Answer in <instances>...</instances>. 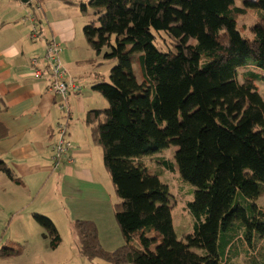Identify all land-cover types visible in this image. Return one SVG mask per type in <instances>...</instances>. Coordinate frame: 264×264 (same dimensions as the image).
<instances>
[{"label":"trees","instance_id":"obj_1","mask_svg":"<svg viewBox=\"0 0 264 264\" xmlns=\"http://www.w3.org/2000/svg\"><path fill=\"white\" fill-rule=\"evenodd\" d=\"M235 2L88 0V6L81 5L83 15L93 10L94 19L83 27L88 46L116 63L109 81L92 87L107 107L88 111L85 124L118 196L114 218L125 242L107 251L96 225L76 219L72 229L85 259L229 264L245 253L252 264L264 261L258 247L264 212L256 206L264 189V100L256 75L239 79L241 67L264 73V0H245L239 7ZM249 10L257 18L248 28L250 37L242 36L248 30L237 24ZM5 135L0 126V139ZM171 148L176 151L170 160L161 158L163 167L171 171L175 165L195 190L187 204L195 219L187 243L174 232L171 196L143 163ZM0 172L17 181L2 161ZM33 219L48 248L56 249L61 237L54 223L40 214ZM132 239L140 249L130 245ZM16 244L6 243L0 259L18 257L22 249Z\"/></svg>","mask_w":264,"mask_h":264},{"label":"crops","instance_id":"obj_2","mask_svg":"<svg viewBox=\"0 0 264 264\" xmlns=\"http://www.w3.org/2000/svg\"><path fill=\"white\" fill-rule=\"evenodd\" d=\"M16 1L0 0V126L6 131L5 137L0 139V161L17 178V181H13L0 172V218L12 217V222L7 221L0 225V229L4 227L5 234H9L8 238L15 240L19 238L18 227L23 232V238L31 240L34 237V241L41 239V249L50 251L42 237L43 232H37L34 228L33 215H44L56 226L55 218L59 219L61 212L65 216L73 210L79 215L69 216L68 219L65 216L70 228L75 219L88 220L86 218L90 216L88 221L96 225L101 246L107 251L117 249L124 245L121 231L119 233L114 228V236L103 234L100 223L106 218L110 221L112 211L114 215V206L117 204L113 197L114 188L110 186L102 166V150L93 143L90 128L85 124L88 111L103 110L92 109L94 107L86 104L87 96L94 104L97 101L98 96L94 94L97 92L92 87L98 82L92 81L89 86L88 79L82 75L81 67L68 59L66 54L62 59L61 51L59 59L69 69L68 78L75 79L81 88V92L68 99L69 114L66 116L59 109L58 99L48 91L46 75L42 79H36L30 65L32 59H38V55L45 51L44 41L47 44L53 39L61 45L70 40L71 30L74 29L73 18L66 12L62 19L54 20L45 11L37 14L34 10L37 5L42 7L43 0H21L30 11L34 10L39 24V36L29 42L27 38L30 24L22 21L17 11L8 8L13 4L21 8ZM61 5L60 10L69 9L66 5ZM41 18L48 25L43 24ZM88 61L90 62L86 60ZM92 62V66L100 63L96 60ZM58 124L66 125L64 139L71 143L72 162L61 158L53 165L49 156L51 145L58 139ZM41 192L47 193L45 199L52 195L53 198L65 201L90 202L93 206L88 210L82 205L69 206L66 203L51 209L37 207L35 212H30L34 205L31 198ZM25 200L27 204L24 203Z\"/></svg>","mask_w":264,"mask_h":264},{"label":"rangeland","instance_id":"obj_3","mask_svg":"<svg viewBox=\"0 0 264 264\" xmlns=\"http://www.w3.org/2000/svg\"><path fill=\"white\" fill-rule=\"evenodd\" d=\"M20 1L21 0H17L16 3H19L21 8L18 7L16 4H13L11 6H9L8 4L9 6L8 8L17 11L19 13V18H21L22 21L28 22L30 24V33L27 39L30 40L29 42H33V40H35L37 36H39L38 34L39 24L37 23L38 20L37 17L34 22H30L26 20V18H28L32 13H34L33 12L34 10L30 11L27 4L23 5ZM22 1L25 2L24 0ZM235 1H236L235 5L239 7V5L241 4L243 6L245 0H235ZM41 4L42 7H40V11H36L37 14L39 13L41 14L43 13V11H45L46 15L52 16L54 20L62 19L65 13L69 12L71 14V17L73 18L74 29L71 30L72 34L70 40L62 43L61 45L53 39L47 42V44L44 41V45H46V48L44 52H41V54L38 55L39 61H43V58L46 53V49L50 44H57L63 51L61 58L63 59L64 55L66 54V57L68 59L74 61V64H76L77 66H80L81 67L80 70L83 71L82 75H84V77L88 79L89 86L91 85L92 81H96L99 83L108 82L110 69L116 63L114 61L103 60V58H101V55L96 56V54L88 46L85 37L83 35V27L94 19V17L92 16L93 10L91 8H88V13H89L88 15H83L80 11L81 5L88 6V0H43V2L41 1ZM61 4L66 5L69 9L66 10L64 8L63 10H60V7H62ZM256 19L257 18L252 13V10H249L246 12L245 15L239 18L237 23L238 27L245 28V30H248V28L254 23ZM41 21H43V24L48 25L45 19L41 18ZM48 34L50 33L48 32ZM242 36L250 37L251 35L249 33V30L242 31ZM158 41H160V39ZM35 42H37V40ZM61 58H60L61 70L66 72L69 69L63 64ZM86 60H90V62L89 61L86 62ZM93 60H96L97 62L100 61V63L98 65L94 64V66H92L91 63L93 64L92 62ZM97 67L99 68L97 69ZM250 72L257 76V78L256 79L253 78V80L255 86L257 87L258 93L264 100V73L262 71H260L259 69L253 66H247L244 68L241 67L239 68V79L240 80L242 79V74L246 75L249 74ZM67 73L68 72H66V74ZM79 92H81V89L78 92L71 94V96H76L77 93ZM94 94L98 96V98L96 97L97 101L95 102V104L92 102L90 98L87 99V97L89 96L86 97V104L89 105L90 107H94L92 109L106 108L107 101L105 100L103 95L98 92ZM64 114L66 116L68 115L67 113ZM65 134L66 131L62 135V139L65 142H69L68 140L64 139ZM57 141H59V139H57L51 145V154H50L51 157L57 153V150H54L53 148V145ZM70 150L71 147L67 150L66 156L62 158H71V162H72V156L70 155ZM175 151L176 148L165 149L151 156L145 157L143 159V163L147 169L148 174L157 176L162 184V189H165V191L168 192V194L171 196V202H170L172 207L171 218H172L174 232L179 242L187 243L189 238L193 236L194 227H195V219L188 211L187 204L193 201L195 190L190 185V183L180 178V175L175 165L173 166V169L171 171H168L163 167L161 163V158H166L170 160ZM51 163L53 165L57 164L54 162ZM102 166L105 170V174L107 176L110 186L113 187L109 172L105 168L104 164H102ZM46 194H47L46 192L34 194V196L31 198V200L34 202V205L31 207L30 212H35V208L37 207L40 208L44 207L46 209H51L52 207H55L57 205H66V203L69 206H72L74 204L79 206L82 205L88 210H91L93 206L92 203L90 202H78V201L72 202L69 200L65 201V200L53 198L52 195H49L48 199H45ZM113 197L114 200L118 203V198H117L118 196L116 195L115 191H113ZM24 203L27 204L28 203L27 200H25ZM256 206L259 211L264 212V189L262 196L256 201ZM245 207L248 210V206ZM78 215L79 214H77L76 211L70 210L69 212L66 213L65 216L66 219H68L69 216L76 217ZM65 216L64 213L61 212L59 219L55 218L56 228L62 239L61 245H59L56 250L44 251L43 249H41L42 248L41 239L37 238L34 241V237H33L31 240H26L25 238L22 237L23 232H20L18 230V227H17V233L19 238H15V240H12V238H8L9 234L8 233L5 234V228L4 227L1 228L0 249L4 247L8 242H15L18 245L16 244L14 245V247H17L18 249L21 247L22 253L18 257H14L10 259H0V264H107L101 260L89 261L80 255L76 237L73 233V229L70 228V226L68 225ZM79 217H83V216H79ZM86 219L90 220V216H88V218ZM7 221L12 222V217L8 216L5 218H0V225L1 226L4 225ZM100 223H101V233L103 234L107 233L109 236H114L113 233L114 228L117 230V232L120 233L119 231L120 229H118V225L116 224L113 211H112V216L110 217V221H107L106 218L105 221L103 220ZM33 224H34V228L38 230L37 232H41V233L43 232L42 228L35 223L34 219H33ZM148 236H151V234ZM122 241H124L123 237H122ZM123 244L125 245V242H123ZM259 244H260L258 245L259 251L264 254V238L259 242ZM130 245L136 249H140V244L137 239H132L130 241ZM238 246L239 244H237V247ZM114 250H109V251H114ZM249 250L251 251V249ZM250 259L251 258L247 254L241 253V256L238 259H235L234 261L232 260L229 264H252L250 262ZM262 264H264V261L262 262Z\"/></svg>","mask_w":264,"mask_h":264},{"label":"built area","instance_id":"obj_4","mask_svg":"<svg viewBox=\"0 0 264 264\" xmlns=\"http://www.w3.org/2000/svg\"><path fill=\"white\" fill-rule=\"evenodd\" d=\"M35 11H40V6L37 5L34 9ZM36 14L32 13L27 21L34 22L36 20ZM35 29V28H34ZM61 48L57 44H50L47 49L43 61L35 58L30 61L32 67L33 75L36 79H42L44 75L48 78L49 86L48 91L55 96L59 101V109L62 113H68L67 101L71 94L78 92L81 88L75 79L68 78V74L61 70V63L59 59V54L61 53ZM66 131V125L61 124L57 126L58 139L54 145V150L57 153L54 156H50L49 160L54 163L65 157L67 150L71 147L69 142H65L62 139L63 133ZM71 162V158H66Z\"/></svg>","mask_w":264,"mask_h":264},{"label":"water","instance_id":"obj_5","mask_svg":"<svg viewBox=\"0 0 264 264\" xmlns=\"http://www.w3.org/2000/svg\"><path fill=\"white\" fill-rule=\"evenodd\" d=\"M24 1H27V0H24Z\"/></svg>","mask_w":264,"mask_h":264},{"label":"flooded vegetation","instance_id":"obj_6","mask_svg":"<svg viewBox=\"0 0 264 264\" xmlns=\"http://www.w3.org/2000/svg\"><path fill=\"white\" fill-rule=\"evenodd\" d=\"M59 102V101H58Z\"/></svg>","mask_w":264,"mask_h":264}]
</instances>
